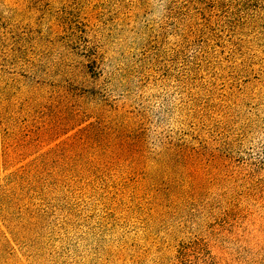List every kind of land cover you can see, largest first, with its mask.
I'll return each instance as SVG.
<instances>
[{
    "label": "rangeland",
    "instance_id": "374dc122",
    "mask_svg": "<svg viewBox=\"0 0 264 264\" xmlns=\"http://www.w3.org/2000/svg\"><path fill=\"white\" fill-rule=\"evenodd\" d=\"M0 264H264V0H0Z\"/></svg>",
    "mask_w": 264,
    "mask_h": 264
}]
</instances>
